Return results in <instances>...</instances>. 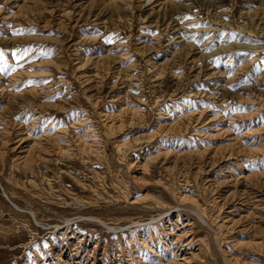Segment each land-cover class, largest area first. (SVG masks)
<instances>
[{"label": "rangeland", "instance_id": "obj_1", "mask_svg": "<svg viewBox=\"0 0 264 264\" xmlns=\"http://www.w3.org/2000/svg\"><path fill=\"white\" fill-rule=\"evenodd\" d=\"M0 264H264V0H0Z\"/></svg>", "mask_w": 264, "mask_h": 264}, {"label": "bare ground", "instance_id": "obj_2", "mask_svg": "<svg viewBox=\"0 0 264 264\" xmlns=\"http://www.w3.org/2000/svg\"><path fill=\"white\" fill-rule=\"evenodd\" d=\"M2 195H3V197L4 198H6L7 200H9V197H7L8 195H6V193L4 192V190L2 189ZM10 201V200H9ZM14 204V203H13ZM16 206V205H15ZM30 213H32V212H30Z\"/></svg>", "mask_w": 264, "mask_h": 264}]
</instances>
